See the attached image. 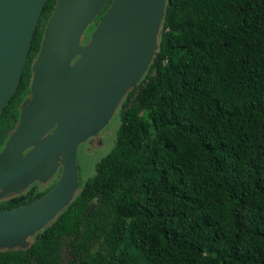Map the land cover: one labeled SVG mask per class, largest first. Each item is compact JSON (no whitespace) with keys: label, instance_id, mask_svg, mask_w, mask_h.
Segmentation results:
<instances>
[{"label":"trees","instance_id":"obj_1","mask_svg":"<svg viewBox=\"0 0 264 264\" xmlns=\"http://www.w3.org/2000/svg\"><path fill=\"white\" fill-rule=\"evenodd\" d=\"M54 4L0 112V150ZM118 113L93 175L29 247L0 250V264H264V0H166L154 60Z\"/></svg>","mask_w":264,"mask_h":264},{"label":"water","instance_id":"obj_2","mask_svg":"<svg viewBox=\"0 0 264 264\" xmlns=\"http://www.w3.org/2000/svg\"><path fill=\"white\" fill-rule=\"evenodd\" d=\"M45 2L0 0V112L19 83ZM165 2L55 0L31 64L30 98L0 150V197L59 173L41 197L0 211V249L22 246L71 202L76 149L104 128L153 62ZM106 4L88 41L79 44Z\"/></svg>","mask_w":264,"mask_h":264},{"label":"rangeland","instance_id":"obj_3","mask_svg":"<svg viewBox=\"0 0 264 264\" xmlns=\"http://www.w3.org/2000/svg\"><path fill=\"white\" fill-rule=\"evenodd\" d=\"M88 26V25H87ZM95 27V26H94ZM87 28H85L84 32ZM84 32L81 35L80 43L85 44L84 41ZM74 60H71L69 65L73 64ZM138 84V83H137ZM28 99L30 96L27 97ZM27 99V100H28ZM27 104V103H26ZM120 106V102L118 103L117 108L114 110L112 117L109 119L108 123L104 126L102 130H100L96 135L88 138L85 142L78 145L76 149V165H77V172H78V181H85L89 179L94 173V166L95 164L103 158L112 148L116 133L120 126V116L118 113V108ZM51 128L50 130H52ZM2 150V149H1ZM56 179V171L46 179L37 178L33 179L30 183L26 186L16 190V191H9L5 195L0 198H5L10 195L19 194L25 189H27L31 184H36L38 190H42L45 187L53 184ZM38 185V186H37ZM77 191V190H76ZM39 232L34 233L33 235H28L24 238V244L22 246H14L11 250L14 249H24L31 245L32 241L34 240L35 236ZM0 250H7L6 248H1Z\"/></svg>","mask_w":264,"mask_h":264},{"label":"flooded vegetation","instance_id":"obj_4","mask_svg":"<svg viewBox=\"0 0 264 264\" xmlns=\"http://www.w3.org/2000/svg\"><path fill=\"white\" fill-rule=\"evenodd\" d=\"M27 99V98H26ZM25 99V100H26ZM24 102V101H23ZM22 102V103H23ZM22 103H21V105H22ZM20 105V106H21ZM20 106H19V109H20ZM19 109H18V113H19ZM15 126H16V124L14 125V127L10 130V131H8V133H7V137H8V135L13 131V129L15 128ZM7 139V138H6ZM6 139H5V141H6ZM5 141H4V143H5ZM4 145V144H3ZM3 147V146H2ZM2 149V148H1ZM56 180V179H55ZM54 183V182H53ZM53 185V184H52ZM32 186H36V184H31L27 189H25V191H23V192H21V193H19V194H15V195H10V196H7V197H3V198H0V201H4V200H7V199H9V198H12V197H16V196H18V195H22V194H24L27 190H29L30 189V187H32ZM38 186V185H37Z\"/></svg>","mask_w":264,"mask_h":264}]
</instances>
